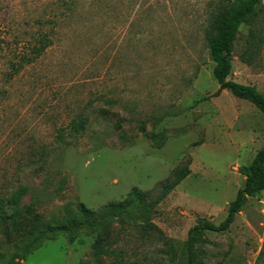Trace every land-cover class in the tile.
Segmentation results:
<instances>
[{
    "label": "rangeland",
    "instance_id": "obj_1",
    "mask_svg": "<svg viewBox=\"0 0 264 264\" xmlns=\"http://www.w3.org/2000/svg\"><path fill=\"white\" fill-rule=\"evenodd\" d=\"M216 5L76 0L68 11L59 0H0L9 50L27 48L37 30L51 31L53 41L10 82L3 74L11 53L0 57V185L26 186L21 203L42 223L82 222L72 239L59 233L13 264H96L98 244L102 264H181L164 253V240L180 252L198 218L224 220L243 184L241 168L264 146V115L228 91L216 94L204 39ZM254 28L264 37V7ZM249 32L240 28L230 78L264 93V41L251 66L240 59ZM80 115L84 131L58 143V131ZM187 169L190 175L164 193ZM134 190L157 200L147 218L158 231L143 235L139 222L127 225L114 211ZM205 236L202 264H264V191L227 232ZM2 243L0 235V259L25 245Z\"/></svg>",
    "mask_w": 264,
    "mask_h": 264
},
{
    "label": "trees",
    "instance_id": "obj_2",
    "mask_svg": "<svg viewBox=\"0 0 264 264\" xmlns=\"http://www.w3.org/2000/svg\"><path fill=\"white\" fill-rule=\"evenodd\" d=\"M263 1L217 0L216 8L204 29V39L209 59L214 64L212 75L219 85L216 94L219 95L222 91H228L236 98L249 101L264 115V93L259 92L254 86L237 83L230 79L235 42L242 26H248L251 34L250 40L247 42V50L240 56L241 61L251 66L254 55H257L261 49L264 37L258 30L259 28H254V23L258 20L259 13L262 12ZM59 2L65 6L66 10L71 11L76 0H59ZM50 33L51 31L37 30L28 40L27 48H23L21 51L18 48L17 50H9L5 38L0 35V57H5L2 52L6 49L11 53V58L7 60L8 70L3 74L6 82L13 81L26 66L34 64L45 54L53 44ZM262 51L264 53V50ZM111 102L113 101H108V103ZM85 124L86 120L81 115L72 118L66 130L58 131L57 142L62 144L65 142V136L82 133ZM37 155L44 159L45 151L40 150ZM189 174L190 170L187 169L184 173L177 175L173 184L164 193L170 192L176 184L178 185ZM240 174L244 177L243 184L238 189L235 199L227 204L226 217L222 222L214 224L205 218H198L195 225L189 229L187 239L182 243L180 252L177 251L172 240H164L163 244L166 247L164 253L170 256L171 262L178 259L181 264H202V247L209 242L205 236L206 233L222 234L227 232L248 200L261 195L264 191V146L256 152L248 165L241 168ZM14 183L7 180L0 185V235L3 237L2 244L5 248L13 245L14 248L19 249V239L25 245L19 250L20 252H15L10 258L5 259L2 256L3 259H0V264H13L12 261L16 256L29 254L42 242L52 239L59 233H64L72 239L77 232L76 230L82 226V222L75 219L59 226H52L47 222L42 223L41 216L34 212L31 206L21 203L22 198L28 192V188L21 184L15 188L13 187ZM156 204L157 200L148 202L145 195L134 190L125 202L114 204L113 209L122 216L124 223L129 225L132 222H139L143 228V235H149L150 230L158 231L157 227L150 223L147 218L149 211ZM78 210L81 215L87 213L83 206H79ZM95 251L96 264H102L103 262L98 256L102 247L99 244L96 245ZM263 255L264 251L260 253V260ZM122 263L121 258H116L110 264ZM79 264L87 263L80 262Z\"/></svg>",
    "mask_w": 264,
    "mask_h": 264
},
{
    "label": "crops",
    "instance_id": "obj_3",
    "mask_svg": "<svg viewBox=\"0 0 264 264\" xmlns=\"http://www.w3.org/2000/svg\"><path fill=\"white\" fill-rule=\"evenodd\" d=\"M241 78H242V77H241ZM230 79H231V78H230ZM232 80L235 81V82H237V83L239 82V83H241V84H244V85H251V86H254L256 89L258 88L254 83H251V84H250V83H246V82L242 81L241 79H238V76H236V77L234 76V78H233ZM222 92H223V91H222ZM235 117H237L235 121H238V120H239V115H238V116L235 115ZM235 117H234V118H235ZM235 121H234V122H235ZM191 174H192V173H191ZM189 175H190V174H189ZM189 175H188V176H189Z\"/></svg>",
    "mask_w": 264,
    "mask_h": 264
}]
</instances>
